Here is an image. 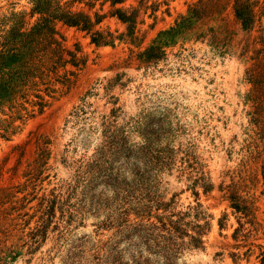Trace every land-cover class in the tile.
<instances>
[{"label":"rangeland","instance_id":"obj_1","mask_svg":"<svg viewBox=\"0 0 264 264\" xmlns=\"http://www.w3.org/2000/svg\"><path fill=\"white\" fill-rule=\"evenodd\" d=\"M232 1L201 0L207 13L149 61L130 49L158 38L198 0L117 3L138 7L132 41L108 1H58L90 20L97 13L91 31L111 43L54 21L58 60L43 50L39 67L14 72L11 92L0 96V264H134L138 255L139 264H161L154 244L131 232L136 201L153 203L144 222L193 206L200 211L193 222L207 221L201 246L182 247L173 264H260L263 156L252 157L249 142L260 141L247 92L248 73L264 57V0H254L248 30ZM30 6L0 0V28L14 12L28 29L38 16ZM41 197L54 198L53 213L34 235L45 218ZM189 210L185 219H194Z\"/></svg>","mask_w":264,"mask_h":264},{"label":"trees","instance_id":"obj_2","mask_svg":"<svg viewBox=\"0 0 264 264\" xmlns=\"http://www.w3.org/2000/svg\"><path fill=\"white\" fill-rule=\"evenodd\" d=\"M59 0H30L31 6L29 13H37L35 21L29 26L28 29H21L22 24V13H10L8 16L3 17V21L7 22V28H0V96L7 95L11 92L14 72L26 73L28 71L35 70L39 67L41 59L40 52L48 51L52 54L55 60L60 57L58 55V46L56 39L52 36L54 32V21H60L62 24L68 26H75L90 32V40L95 44L111 43V39H105L98 30L91 31L94 23L98 21L100 17L94 12L95 19L90 20V16L81 10H70L67 7L61 5ZM72 1V0H71ZM108 1L109 5L114 6L110 11L111 14L115 15L120 21L126 23L125 35L132 41L133 28L135 23V16L138 11L137 6H115L117 3H121L123 0H103ZM142 3V0H138ZM200 4L193 3L192 6L188 7L186 14H181L179 19L168 28L159 30L157 36L153 37L150 42L143 48L132 51V56L138 58L140 61H149L158 58L163 53L162 46L165 45L175 34L186 31L192 28L193 19L201 18L207 11L205 10L204 4H201V0H198ZM208 1V0H207ZM254 0H233L232 11L234 18L241 29L248 30L251 28L254 20L253 11ZM150 6L151 10L155 9L154 6ZM1 19V20H2ZM209 28V40L213 41L216 36L212 33ZM108 34V33H107ZM123 34V33H122ZM121 34V35H122ZM201 35V33H199ZM206 32L202 33L205 35ZM124 35V34H123ZM55 45L51 46V43ZM39 54V55H38ZM38 58H33L34 56ZM261 61L257 63L260 66L259 71L256 73L249 72L248 80L251 82V88L247 92V98L254 102L252 109L250 110V120L253 122L255 127L254 138L260 142H254L251 140L249 143L255 146V155H259L262 152L261 171L264 174V57L262 56ZM50 63H54L51 60ZM15 68V70H11ZM253 67L250 69L252 70ZM206 186L203 187L205 189ZM40 204H42L41 214L45 215V218L41 219L40 228L36 229L37 233H44L47 221L53 213L54 198H40ZM162 204L158 201L154 203L156 207ZM153 203L139 202L136 201L131 209L134 210L135 216H139V219L133 221L130 225L131 232H136L142 237L143 242L145 241L148 246L149 241L154 244L153 252L158 253L162 258L161 264H173L172 259L177 255L182 247H197L201 246L202 239L201 233L205 229L207 221L203 223L193 222L198 216L200 211L197 210L196 206L187 207L185 210L171 211L167 214H154L155 220L142 221L140 218L145 212L149 214L150 207ZM231 205L236 209L240 210V206L236 201H232ZM164 205H160V207ZM189 208H192V214L194 219H185L189 215ZM123 214L127 213L128 208L121 209ZM43 217V216H41ZM188 229H191L188 231ZM237 228H234V233ZM140 231H146L144 234L139 233ZM32 234V235H33ZM186 235L187 239L184 240L183 236ZM140 252H138L139 254ZM139 256L131 257L134 264H139ZM143 263L146 260L143 259ZM260 264H264V250L260 251L259 257Z\"/></svg>","mask_w":264,"mask_h":264}]
</instances>
